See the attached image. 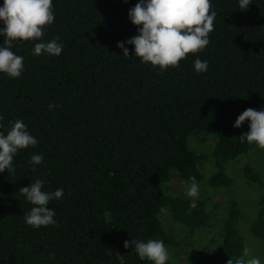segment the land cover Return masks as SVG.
Wrapping results in <instances>:
<instances>
[{
	"label": "trees",
	"instance_id": "16d2710c",
	"mask_svg": "<svg viewBox=\"0 0 264 264\" xmlns=\"http://www.w3.org/2000/svg\"><path fill=\"white\" fill-rule=\"evenodd\" d=\"M138 2L53 0L54 22L36 42L59 36L62 53L34 55L31 41L11 49L24 71L20 78L0 73V131L6 135L20 119L38 144L18 151L14 174L0 173V264H154L124 241L171 245L166 213L188 238L219 232L213 253L201 257L210 264L243 256L241 209L229 193L237 178L260 187L262 178L250 163L231 175L252 149L239 139L250 121L234 124L248 108L264 110V0H252L247 11L239 0H210L217 15L209 44L164 72L127 43L139 34L129 17ZM196 59L207 61L206 72L195 71ZM191 138L211 152L191 151ZM33 154L44 157L35 172ZM191 177L207 196H173L172 182L190 186ZM37 179L42 191L64 190L48 204L58 226L34 229L24 220L33 205L19 189ZM250 230L264 240V208Z\"/></svg>",
	"mask_w": 264,
	"mask_h": 264
},
{
	"label": "clouds",
	"instance_id": "9594fccd",
	"mask_svg": "<svg viewBox=\"0 0 264 264\" xmlns=\"http://www.w3.org/2000/svg\"><path fill=\"white\" fill-rule=\"evenodd\" d=\"M127 2V0H125ZM252 0H239V9L247 11ZM210 0H139L129 11L131 22L138 26V35L127 41L134 45L136 56L142 63H150L154 68L159 67L160 72L167 71L169 67H179L181 60L186 59L189 53H198L209 44V33L214 30V20L217 13L212 11ZM53 0H4L0 6V36L4 42L0 46V73H5L11 78H20L24 71L23 57L16 55L11 49L17 42H34V55L47 54L59 56L63 51V44L59 43L60 37L49 42L42 41L47 26L54 22ZM142 27H139L141 26ZM123 49V57L129 58V49L123 42L118 43ZM194 69L197 73L208 70L207 61L196 59ZM58 107L50 104L49 109ZM4 119L0 116V121ZM245 121H250V131L239 136L240 142L255 144L264 149V110L257 111L248 108L237 118L234 127L240 128ZM4 128L0 124V129ZM7 134L0 131V173L8 170L14 174V156L19 150L35 147L38 141L27 130L22 120L16 119L9 122ZM42 154H33L29 163L32 171H37L36 166L43 163ZM44 182L40 179L32 182L28 187L19 189V193L33 207L24 214L27 225L34 229L41 226H58L54 219L56 213L48 207L50 201L63 197L64 190L54 192L42 191ZM189 197L198 196V185L195 177H191V185L186 191ZM193 206H195L193 204ZM134 245V251L141 260L147 259L154 264H166L170 254L164 243L160 240L150 239L147 242L140 240H125L124 247ZM54 258V253L49 254ZM249 249L243 250V256L235 264H261L260 259L252 257L245 261ZM233 264V260L227 261Z\"/></svg>",
	"mask_w": 264,
	"mask_h": 264
},
{
	"label": "rangeland",
	"instance_id": "374dc122",
	"mask_svg": "<svg viewBox=\"0 0 264 264\" xmlns=\"http://www.w3.org/2000/svg\"><path fill=\"white\" fill-rule=\"evenodd\" d=\"M188 147L197 154L203 151L211 152L210 145L195 146L194 139L192 138L188 142ZM247 163L255 166L260 173L262 178L261 187L255 185L247 186L241 181V178H237L238 170L247 165ZM231 175L237 179L234 181L233 189L228 193L239 202L241 219L238 224V230L244 239L245 248L249 249V255L244 257V259L247 261L252 257H257L260 259L261 264H264V240L256 238L250 230L251 224L259 215L260 210L264 208V204H262V202L264 203V149H260L257 145L252 144L250 153L247 156L237 159L236 163L231 167ZM189 187L190 186L180 181H175L170 185V190L173 196H178L186 200L188 199L191 202H195L197 199L207 196V194L204 193V187L200 186L198 187V196L189 197L186 195V191ZM225 198L226 197H221V199ZM163 223L167 230V239L172 243L169 245L163 242L170 254V258L166 261V264H198L199 261H202L199 264H210L208 258L201 257L202 255L209 256L213 253L220 239L219 232H215V234L208 230L206 233L201 232L197 236L188 238L186 234L182 232L181 228L172 222L167 213L163 217ZM219 223H221V220H214L216 226Z\"/></svg>",
	"mask_w": 264,
	"mask_h": 264
}]
</instances>
